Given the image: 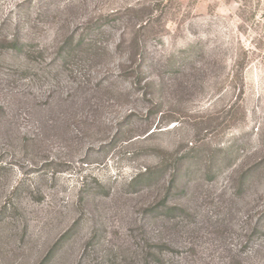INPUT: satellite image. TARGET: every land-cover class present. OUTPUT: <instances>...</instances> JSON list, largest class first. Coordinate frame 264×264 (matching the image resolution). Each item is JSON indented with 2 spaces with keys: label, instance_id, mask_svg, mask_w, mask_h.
Here are the masks:
<instances>
[{
  "label": "rangeland",
  "instance_id": "374dc122",
  "mask_svg": "<svg viewBox=\"0 0 264 264\" xmlns=\"http://www.w3.org/2000/svg\"><path fill=\"white\" fill-rule=\"evenodd\" d=\"M0 264H264V0H0Z\"/></svg>",
  "mask_w": 264,
  "mask_h": 264
},
{
  "label": "trees",
  "instance_id": "16d2710c",
  "mask_svg": "<svg viewBox=\"0 0 264 264\" xmlns=\"http://www.w3.org/2000/svg\"><path fill=\"white\" fill-rule=\"evenodd\" d=\"M10 48H12L15 51H21V49H24L25 47L21 42L14 40V42L10 45ZM140 76H143V73L141 71H140Z\"/></svg>",
  "mask_w": 264,
  "mask_h": 264
}]
</instances>
